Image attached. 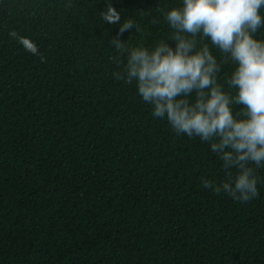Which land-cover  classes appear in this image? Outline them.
I'll return each instance as SVG.
<instances>
[{"label":"trees","instance_id":"obj_1","mask_svg":"<svg viewBox=\"0 0 264 264\" xmlns=\"http://www.w3.org/2000/svg\"><path fill=\"white\" fill-rule=\"evenodd\" d=\"M111 3L140 29L122 43L151 47L171 39L161 9L181 0ZM105 7L0 0V264H264V168L248 202L204 186L225 178L222 163L114 78L126 55ZM211 50L228 90L233 64Z\"/></svg>","mask_w":264,"mask_h":264},{"label":"clouds","instance_id":"obj_2","mask_svg":"<svg viewBox=\"0 0 264 264\" xmlns=\"http://www.w3.org/2000/svg\"><path fill=\"white\" fill-rule=\"evenodd\" d=\"M161 11L173 30L171 39L128 47L120 35L140 29L131 19L121 22L120 11L106 0L101 18L119 25L110 43L126 55L114 78L135 82L152 116L166 120L177 134L209 144L225 178L219 184L202 180L206 188L251 201L261 182L256 170L264 168V38L256 35L264 28V0H181ZM8 35L32 55L39 53L32 39L14 29ZM197 37L208 43L198 46ZM212 48L233 64L228 90L218 81L221 64Z\"/></svg>","mask_w":264,"mask_h":264}]
</instances>
